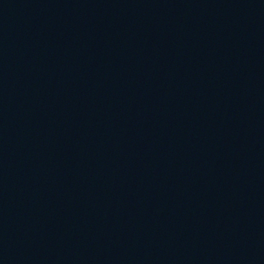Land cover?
I'll return each instance as SVG.
<instances>
[{"label":"water","instance_id":"obj_1","mask_svg":"<svg viewBox=\"0 0 264 264\" xmlns=\"http://www.w3.org/2000/svg\"><path fill=\"white\" fill-rule=\"evenodd\" d=\"M80 0H0V216L22 167Z\"/></svg>","mask_w":264,"mask_h":264}]
</instances>
